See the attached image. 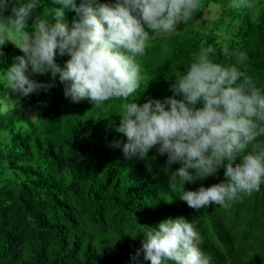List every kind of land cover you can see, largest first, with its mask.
Segmentation results:
<instances>
[{
    "label": "trees",
    "instance_id": "trees-1",
    "mask_svg": "<svg viewBox=\"0 0 264 264\" xmlns=\"http://www.w3.org/2000/svg\"><path fill=\"white\" fill-rule=\"evenodd\" d=\"M234 2L200 0L191 23L151 41L140 58V103L171 95V81L208 46L215 62L225 65L235 58L226 56L224 47L245 52L241 70L264 91V0H239L233 7ZM211 3L217 4L214 19L205 17ZM51 7L58 5L45 0L38 9L42 18ZM74 15L66 10L69 21ZM3 52V68L22 55L12 43ZM68 58L55 59L62 67ZM35 79L53 86L7 97L0 77V264H134L141 238L128 234L180 216L195 223L212 264H264V184L227 206L191 209L166 187L157 167L166 157L157 154L149 172L144 161L127 159L110 146L127 142L115 131L122 100L103 108L87 100L72 103L58 79L52 81L50 74ZM223 172L202 183H219ZM200 183L185 182L184 190H196Z\"/></svg>",
    "mask_w": 264,
    "mask_h": 264
},
{
    "label": "clouds",
    "instance_id": "clouds-1",
    "mask_svg": "<svg viewBox=\"0 0 264 264\" xmlns=\"http://www.w3.org/2000/svg\"><path fill=\"white\" fill-rule=\"evenodd\" d=\"M51 3L58 7L49 8L48 17L42 18L38 9L45 0H0V57L8 43L22 53L7 68L0 67L7 97L47 91L53 84L38 82L35 76L50 74L72 103L87 100L103 108L113 99L122 100L115 131L127 142L115 140L110 146L121 149L127 159L144 161L149 172L157 154L166 157L165 164L157 167L166 177L167 189L196 211L227 206L260 190L264 91L241 70L245 52L224 47L223 53L235 58L225 65L215 62L212 46L201 48L171 81V95L139 102L144 91L140 58L154 38L191 23L200 0ZM66 10L75 14L71 21ZM57 55L69 57L62 67ZM5 62L0 59V65ZM174 165L180 166L173 170ZM221 168L224 178L204 186L202 182ZM197 181L201 183L196 190H184L185 182ZM128 235L141 238V248L131 257L134 264H212L201 247L200 231L183 216L169 217L155 227L141 226Z\"/></svg>",
    "mask_w": 264,
    "mask_h": 264
},
{
    "label": "rangeland",
    "instance_id": "rangeland-1",
    "mask_svg": "<svg viewBox=\"0 0 264 264\" xmlns=\"http://www.w3.org/2000/svg\"><path fill=\"white\" fill-rule=\"evenodd\" d=\"M215 6L217 7V4L216 5L211 4L209 6V10L207 11V13L205 15L206 18L214 19L216 17V14H215V11H216ZM210 23H211V20H210ZM221 26H223V25H221ZM223 28H224V32L228 31V29H229V27H227V26H225V27L223 26ZM219 36H222V35H219Z\"/></svg>",
    "mask_w": 264,
    "mask_h": 264
}]
</instances>
